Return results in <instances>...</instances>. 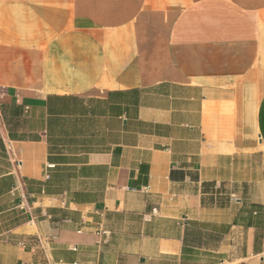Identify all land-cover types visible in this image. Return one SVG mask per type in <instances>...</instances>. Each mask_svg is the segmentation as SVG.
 <instances>
[{
  "label": "crops",
  "instance_id": "crops-1",
  "mask_svg": "<svg viewBox=\"0 0 264 264\" xmlns=\"http://www.w3.org/2000/svg\"><path fill=\"white\" fill-rule=\"evenodd\" d=\"M0 89V264H264V0H0Z\"/></svg>",
  "mask_w": 264,
  "mask_h": 264
},
{
  "label": "trees",
  "instance_id": "trees-1",
  "mask_svg": "<svg viewBox=\"0 0 264 264\" xmlns=\"http://www.w3.org/2000/svg\"><path fill=\"white\" fill-rule=\"evenodd\" d=\"M205 186H206V185H205ZM197 238H198V237H197V234L194 233V232H191V233L187 234V236H186V238H185V241H191V242H194V241H196Z\"/></svg>",
  "mask_w": 264,
  "mask_h": 264
},
{
  "label": "built area",
  "instance_id": "built-area-1",
  "mask_svg": "<svg viewBox=\"0 0 264 264\" xmlns=\"http://www.w3.org/2000/svg\"><path fill=\"white\" fill-rule=\"evenodd\" d=\"M2 95H3V91L0 89V96ZM98 227H99V230H98L99 234L104 235V236L109 235V231L105 230L101 225Z\"/></svg>",
  "mask_w": 264,
  "mask_h": 264
}]
</instances>
